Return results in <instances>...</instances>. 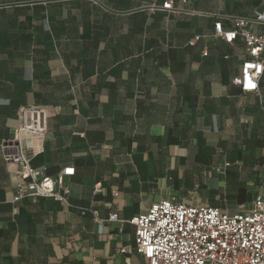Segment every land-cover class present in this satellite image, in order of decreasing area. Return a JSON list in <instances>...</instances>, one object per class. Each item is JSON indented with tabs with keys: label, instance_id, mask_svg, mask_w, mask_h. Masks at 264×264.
Here are the masks:
<instances>
[{
	"label": "crops",
	"instance_id": "crops-1",
	"mask_svg": "<svg viewBox=\"0 0 264 264\" xmlns=\"http://www.w3.org/2000/svg\"><path fill=\"white\" fill-rule=\"evenodd\" d=\"M156 1L0 0V264H146L130 221L153 203L194 195L235 214L264 185V83L260 97L234 86L244 43L213 37L215 22L229 29L226 16L264 0H189L190 12L151 14ZM250 30L264 35V25ZM27 106L48 112L31 164L52 178L75 169L64 178L72 207L13 202L18 177L1 144ZM80 208L120 221L99 234Z\"/></svg>",
	"mask_w": 264,
	"mask_h": 264
},
{
	"label": "built area",
	"instance_id": "built-area-1",
	"mask_svg": "<svg viewBox=\"0 0 264 264\" xmlns=\"http://www.w3.org/2000/svg\"><path fill=\"white\" fill-rule=\"evenodd\" d=\"M189 0H157L146 9L177 14L190 12L185 7ZM230 28L225 29L221 21L214 24L215 39L233 45L237 39L243 41L246 58L240 73L232 83L243 94L261 96L264 83V35L255 34L251 25H264V9L255 10L244 17L226 16ZM196 36L189 40L194 47L202 40ZM203 56H208L204 51ZM48 131V112L40 106H27L18 112V127L11 140L1 144L4 162L18 177L13 202L24 198H50L67 207L71 190L64 185L65 177L75 175L68 167L55 178L45 170L35 169L32 160L44 151ZM231 167L226 163L213 170L225 174ZM94 194L102 192V183L94 186ZM81 214L93 216L99 234L105 225L119 222L117 214L100 218L92 208H80ZM134 227L135 251L146 264H264V185L248 208L230 214L207 202L197 203L194 195L188 202L163 199L153 203L145 212L130 221ZM126 248L120 253H126Z\"/></svg>",
	"mask_w": 264,
	"mask_h": 264
}]
</instances>
